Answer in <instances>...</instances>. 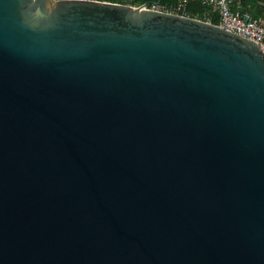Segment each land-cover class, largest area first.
<instances>
[{
  "label": "water",
  "instance_id": "1",
  "mask_svg": "<svg viewBox=\"0 0 264 264\" xmlns=\"http://www.w3.org/2000/svg\"><path fill=\"white\" fill-rule=\"evenodd\" d=\"M149 3L0 0V264H264V50Z\"/></svg>",
  "mask_w": 264,
  "mask_h": 264
},
{
  "label": "built area",
  "instance_id": "2",
  "mask_svg": "<svg viewBox=\"0 0 264 264\" xmlns=\"http://www.w3.org/2000/svg\"><path fill=\"white\" fill-rule=\"evenodd\" d=\"M202 3L207 7L203 13L206 19L205 21L210 22V19L215 15L218 21L217 25L221 28L258 43L264 50V17H254L246 10H233L231 8L232 0H202ZM186 5L187 0H177L171 5L152 2L147 7L168 13L184 15L180 12L185 10Z\"/></svg>",
  "mask_w": 264,
  "mask_h": 264
},
{
  "label": "trees",
  "instance_id": "3",
  "mask_svg": "<svg viewBox=\"0 0 264 264\" xmlns=\"http://www.w3.org/2000/svg\"><path fill=\"white\" fill-rule=\"evenodd\" d=\"M111 2H118L124 4L138 5L144 1H150V3L158 2L160 4L171 5L174 4L177 0H104ZM206 6L202 3V0H187L186 8L183 12L185 16L193 17L201 20H206L203 16ZM231 8L235 10L237 7L234 3H231ZM240 10L249 11L254 17H264V0H250V1H241L239 7ZM210 22L217 24V17L214 15Z\"/></svg>",
  "mask_w": 264,
  "mask_h": 264
},
{
  "label": "crops",
  "instance_id": "4",
  "mask_svg": "<svg viewBox=\"0 0 264 264\" xmlns=\"http://www.w3.org/2000/svg\"><path fill=\"white\" fill-rule=\"evenodd\" d=\"M241 1H250V0H232V3H234L235 6L237 7L236 9H240L238 7H239Z\"/></svg>",
  "mask_w": 264,
  "mask_h": 264
},
{
  "label": "rangeland",
  "instance_id": "5",
  "mask_svg": "<svg viewBox=\"0 0 264 264\" xmlns=\"http://www.w3.org/2000/svg\"><path fill=\"white\" fill-rule=\"evenodd\" d=\"M129 5H131V4H129ZM136 5V4H135Z\"/></svg>",
  "mask_w": 264,
  "mask_h": 264
}]
</instances>
